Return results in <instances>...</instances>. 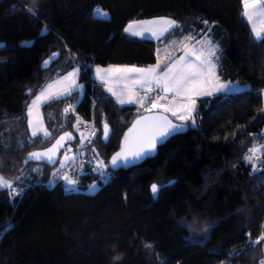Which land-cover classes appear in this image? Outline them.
Returning <instances> with one entry per match:
<instances>
[{
  "label": "trees",
  "instance_id": "trees-1",
  "mask_svg": "<svg viewBox=\"0 0 264 264\" xmlns=\"http://www.w3.org/2000/svg\"><path fill=\"white\" fill-rule=\"evenodd\" d=\"M95 7L108 18L96 17ZM154 18L173 22L157 41L124 32L130 22ZM205 37L220 47L222 80L248 90L196 100L191 120L183 122L186 132L140 165L111 170L108 160L123 132L147 111L117 105L93 80V68L152 67L162 49L169 52L162 72L182 54L180 47ZM52 54L57 58L43 70ZM73 68L82 97L45 103L41 114L50 135L31 137L28 102ZM263 91L264 40L253 37L242 0H0V177L20 190L0 189V264H258ZM88 120L95 137L85 158L96 157L102 175L85 165L77 187L68 188L64 180L50 185L62 155L55 167L24 162L62 133H71L76 145L75 128ZM250 149L258 150L253 160ZM95 183L96 191L87 193Z\"/></svg>",
  "mask_w": 264,
  "mask_h": 264
},
{
  "label": "crops",
  "instance_id": "crops-1",
  "mask_svg": "<svg viewBox=\"0 0 264 264\" xmlns=\"http://www.w3.org/2000/svg\"><path fill=\"white\" fill-rule=\"evenodd\" d=\"M149 20H158L160 22V23H158L159 24L158 27H156V25H154V27H155V29L157 31V34H156L157 36L155 38L153 37V38H143V39L157 41L172 27V26L169 27L165 23V21L169 20L167 18H154V19H149ZM165 29H167V30L165 31ZM126 34H128V33H126ZM128 35L140 38L139 36H136V35H131V34H128ZM196 43L188 45L190 47L186 48V50L162 72H158V67L164 64V62L166 60V57H167L166 55L168 53L161 51L162 49H159L158 51H160V55H158V53H157V62H156L155 66H152V67H136V66H125V65H110V66H106V67H95V68H93V71H92V78L96 82V84H98L99 86H101L103 88V90L112 98V100L117 105L133 106V107H136L140 111L149 112L148 110H145L147 106L151 105V103L149 101L157 99L160 96H165L166 98L164 100H161L159 103L166 102V101L167 102L172 101L174 103H178V104L186 103L187 105L192 106V104H193L192 101L193 100L196 101V100H199V99L209 98V97L217 95V94H215L212 91L209 92L210 94L206 93L207 82H206V71H205L204 66H202L199 69V71H202V74H198L197 76L192 77V80L194 82L190 83L188 85V89L189 90L186 91L183 96H176L174 94V92H168L166 94L164 92L163 85H164L165 78L168 77V76H176L181 71H184L187 74L189 72V69H188L187 66H200V60H198L196 58V56H194L190 52L191 46H194ZM189 53H191V54H189ZM181 57H185V59L183 61H181L180 60ZM174 64L177 65L176 68L173 70V72L168 73L167 69L170 66L174 65ZM131 68L155 69L156 70L155 73H150V74H148L145 77L146 79L152 80L151 88L153 90L151 92L146 91L148 85L141 86V85H138V84L134 85L132 83L133 80L141 78L140 74H138V73H125V72H122V71H119V72L115 71L116 69H131ZM97 70H100V77H102L103 80L97 76ZM73 71H77L78 72V75L74 78L75 81H76L77 87H73L71 85L70 81H64L63 83H56L54 91H63L64 89L67 88V89L71 90V94L77 93L78 99H80L82 97V95H83V86L79 83V70H78V68H73V69L69 70L68 72H66L65 74H63V75L53 79L52 81L48 82L47 84L43 85L33 95V97L30 99V101L28 102V105H27V110H26V114H27V128H28V134L31 137H33L32 136L33 128H37V129L43 128L44 130L47 131V129L45 127V124H44V120H43L42 114H41V107L45 103H47L49 101H52V100H49V101L44 102V103H38V106L33 109V112H32L31 116H29V114H28V106L32 104V101L35 100L36 96L39 95L41 90L43 88H45L48 84H53V83H55L57 81H61L63 77L67 76L69 73H71ZM154 77L161 78L160 79V84H161L160 87H157ZM104 81H106V83ZM169 83H171V81H169ZM109 89H111L112 91H109ZM113 92H116L118 95H122L123 98H127V97L132 96L134 94L135 95V99H136L137 102H135V103H127V102H125L124 104H120V103L117 102V96H114L112 94ZM68 96H70V95L60 96L58 99H53V100L65 99ZM145 97H147L148 99H146L145 103L143 105H141L139 103V100L142 99V98H145ZM189 97H190V99H189ZM30 120L32 121V126L31 127H30V124H29ZM37 136H42L44 138H47V137L44 136L43 132L39 131V130L37 131ZM65 156L69 157L70 159L68 161L66 160V162L63 163V164L71 162V159L74 158V155H72V154L65 155ZM5 188H7V187H5Z\"/></svg>",
  "mask_w": 264,
  "mask_h": 264
},
{
  "label": "snow or ice",
  "instance_id": "snow-or-ice-1",
  "mask_svg": "<svg viewBox=\"0 0 264 264\" xmlns=\"http://www.w3.org/2000/svg\"><path fill=\"white\" fill-rule=\"evenodd\" d=\"M244 2V15L249 19L250 22H252V15H250L249 13V9H253V10H258L260 15H264V5H260L257 3V0H243ZM29 13L32 15H35L36 13L32 10V9H28ZM97 15L100 16H107V13L104 12H100L99 10H97ZM165 23L171 27L173 26V22L172 21H165ZM207 23V22H205ZM135 27L134 24H129L128 27L125 28L126 32H132L133 35H139L140 33L133 31V28ZM167 29H165L166 31ZM254 35L256 36L257 39L260 40H264V30H260L257 31L255 28L253 29ZM191 54V53H189ZM55 55V54H54ZM215 55V52L213 49H209V56ZM204 56V54L201 52L200 54L197 55V59L200 60V66H187L189 69V72L186 74L184 71H181L178 75L176 76H168L165 78L164 81V92L167 94L168 92H174V94L176 96H183L184 93L186 91H188V85L190 83H193L194 81L192 80V77L197 76L198 74H202V71H199V69L202 66H207L208 71L211 74H214V68L215 65L211 63L210 59L208 58H202ZM185 59V57H181L180 60L183 61ZM45 64H48L49 61H45ZM177 65H172L167 69L168 73L173 72V70L176 68ZM115 71H122L125 73H138L141 75L140 79H135L132 81V83L134 85H148L146 91L151 92L153 89L151 88V83L152 80L150 79H146L145 77L150 74V73H155V69H138V68H131V69H116ZM78 75L77 71H73L71 73H69L67 76L63 77L61 81H57L53 84H48L45 88H43L40 92L39 95L36 96L35 100L32 101V104L28 106V114L29 116L32 115L33 109L35 107L38 106V103H44L47 102L49 100H53V99H58L60 96H64V95H71V90L70 89H64L63 91H54V88L56 86V83H63L64 81H70L71 85L73 87H77L76 85V81H75V77ZM97 76L99 78H101L103 80L102 77H100V70H97ZM155 82L157 87H160V79L158 77H154ZM169 81H171V83H169ZM106 83V81H104ZM225 85H219L220 89L225 88ZM109 91H112L111 89H109ZM114 96H117V102L120 104H124L125 102L127 103H135L137 102L135 99V95L133 94L132 96H129L127 98H123L122 95H118L116 92L112 93ZM210 94V93H208ZM166 97L165 96H160L157 99L154 100H150L149 102L152 105V108H156L160 106V101L164 100ZM148 99L147 97L142 98L139 100V103L141 105H143L145 103V100ZM190 99V97H189ZM192 103L194 104L195 101L193 100ZM65 112H68V109H65ZM176 113L173 112V115H175ZM187 116H180L181 120L187 119ZM148 119V118H145ZM155 119H160V118H155ZM140 121H137V124H140ZM30 127L32 126V121H29ZM155 126V125H154ZM135 129V126L133 129L129 130V134H131ZM42 131L45 137H48L50 135L49 132H47L46 130H44L43 128H33L32 130V136L36 137L37 136V131ZM179 130L178 126L176 125H172L170 122H166L163 126L159 127V131H158V135L160 137H166L167 135L172 134L173 131ZM108 134H109V128L108 125L105 124L104 125V138L107 139L108 138ZM126 134L125 139L127 140L128 135ZM70 139L71 136L69 133H65V136H62L60 138V140L57 141L56 145H53V148L48 149L46 152H42V153H30V158L31 159H36V160H40L41 158H47L49 161L52 160V156L50 155L56 148L57 146H61V141H63L64 139ZM156 143H157V137L155 135L151 136L147 143H146V147L145 148H141L140 151H136V152H132L131 153V157H133L135 160H138L142 157V154L147 151V152H152L155 147H156ZM250 152H252L253 155H255L256 151H258L257 149H250ZM118 160H123L125 162H131L129 160V155L124 153L123 151L120 153H117L116 156L113 157L111 163L113 165L117 164ZM101 166L98 164V167ZM65 179H67V177H65ZM69 184H72L73 181L72 180H68ZM12 188V185L10 182H7L3 179V177H0V189L3 188ZM152 193L155 195L158 192V186L157 185H152ZM13 194H15V189H13ZM261 239H264V236L261 237ZM257 243H259V240L257 241ZM146 247H151V245H146ZM262 264H264V262H262Z\"/></svg>",
  "mask_w": 264,
  "mask_h": 264
},
{
  "label": "rangeland",
  "instance_id": "rangeland-1",
  "mask_svg": "<svg viewBox=\"0 0 264 264\" xmlns=\"http://www.w3.org/2000/svg\"><path fill=\"white\" fill-rule=\"evenodd\" d=\"M257 3L260 5H264V0H257ZM242 7H243V15H244L245 9H244L243 0H242ZM97 10H99L100 12L107 13L106 11H103L99 7H95L93 10V14L96 17H99L102 19L108 18V14H107V16L97 15L96 14ZM249 13H250V15H252V22H250L249 19L245 15H244V17H245V19H246V21L250 27V30H251L253 37L255 39H257L256 36L254 35L253 29L255 28L257 31L264 30V15H260L258 10H253V9H249ZM167 21H170V19ZM158 23H160L158 20H149L148 19V20L133 21V22L128 23V25L129 24L135 25V27L133 28V31L140 33L139 35H136V36H139L140 38H153V37L155 38L157 36L156 35L157 31H156L154 25H156V27H158L159 26ZM128 25L126 27H128ZM124 32L133 35L132 32H126L125 30H124ZM189 47L190 46H188V45H184V46L180 47L179 50L183 53L186 50V48H189ZM209 49H213L215 52V55L209 56ZM162 51L164 52V50H162ZM190 52L196 57L198 54H200L202 52L204 54V56L202 58L210 59L211 63L215 65L214 74H211L208 71L207 66H204L205 71H206V82H207L206 93H209L212 91L217 95H222V94H227V93L228 94L229 93H240V92H244V91L248 90L247 84L231 83V82H226V81L222 80V78L220 77V75L217 72L218 71L217 70L218 60L220 57V47L215 42H213L211 39L205 37L202 40L198 41L194 46H191ZM157 53H158V55H160V51H158ZM219 85H225L226 87L223 89H220ZM262 99H263V104H264V91L262 92ZM191 109H192V106L187 105L186 103L178 104V103H174L172 101H169V102L166 101V102H161L160 106L156 107V108H152V105H149L146 107L145 110H148L149 112L150 111L163 112L166 115H168L170 118H172L174 121H176L178 123H183L185 120H188L191 117L190 114L192 113V110H193V109L192 110ZM173 112H175L176 114L173 115ZM180 116H187L188 118L181 120ZM189 120H191V118ZM92 126H93V129L95 132V127H94L93 121H92ZM79 127L75 128V132L77 134V140H80L82 137V124ZM61 155L62 156L60 159L59 166L64 165L63 163H65L66 160L68 161L70 159L69 157L65 156V155H70V154L61 153ZM74 158L71 159V161H73ZM250 158H251V160H253L254 155L252 154V156ZM84 164L92 166L93 169L101 172V175L103 174L104 168H103L102 164H100V162L98 160H96V157L87 158V162L85 161ZM98 164L101 166L98 167ZM68 180H70V179L64 180V183L66 184V186L68 188H72V185L68 183ZM97 187H98V185L95 183V184L89 186L86 189V192L87 193H93L96 191ZM195 228L197 230V232L195 233L196 239H200L201 234H202L200 231L201 229L198 225L195 226ZM262 236H264V233ZM262 262H264V242L262 244V257H261V260L258 264H262Z\"/></svg>",
  "mask_w": 264,
  "mask_h": 264
},
{
  "label": "water",
  "instance_id": "water-1",
  "mask_svg": "<svg viewBox=\"0 0 264 264\" xmlns=\"http://www.w3.org/2000/svg\"><path fill=\"white\" fill-rule=\"evenodd\" d=\"M43 35H44V31H42L40 33V36H43ZM31 44H32V42H23V43H21V46L29 47ZM56 58H57V54H55V55L52 54L48 59H46L47 61H49V63L45 64L44 63L46 61L45 60L42 63L41 68L43 70L48 69L49 66L51 65V63ZM145 118H148V119H145ZM155 118H160V119H155ZM137 121H140L141 123L137 124ZM166 122H170L172 125L178 126L179 130L173 131L172 134L167 135L166 137H160L158 135L159 127L163 126ZM134 126H135L134 131L131 134H129V130L133 129ZM186 130H187L186 124L178 123V122L174 121L173 119H171L168 115H166L163 112H159V111L145 112V113L137 116L136 118H134L133 121L128 126V128L123 132L122 137H121L120 142H119L118 149L116 150V152H114L110 156V158L108 160V166L113 171H117L119 169L128 170V169H131L133 167H136V166L140 165L143 161L154 157L156 154L157 148L159 146L163 145L168 139H170L171 137H173L175 135L182 134V133L186 132ZM66 133H68V132H66ZM69 134H70L71 138L70 139L66 138L63 141H61V146H57V148L50 154L52 156L51 161H49L46 157L41 158L40 160L31 159L30 153H29V154H27L24 162L25 163H31L32 162V163L46 165L49 167H55V165L57 164L59 157L62 153L63 147L68 145V144H73L75 142L74 136L71 133H69ZM126 134H129L127 140L125 139ZM153 135H155L157 137V143H156L155 149L150 153L145 151L142 154V157L138 160H135L133 157H131L132 152L140 151L141 148H145L148 139ZM62 136H65V133L60 134L47 148H44L42 150H37V151L31 152V153L46 152L48 149L53 148V145H56L57 141L60 140V138ZM102 137H103V139H105L104 138V129H103ZM122 151L129 155V160L131 162H125L123 160H118L117 164L113 165L111 163L113 157L116 156L117 153H120ZM151 189H152V185L150 186V194H151L153 199H156L158 192L154 195L152 193ZM158 189H159V187H158Z\"/></svg>",
  "mask_w": 264,
  "mask_h": 264
},
{
  "label": "built area",
  "instance_id": "built-area-1",
  "mask_svg": "<svg viewBox=\"0 0 264 264\" xmlns=\"http://www.w3.org/2000/svg\"><path fill=\"white\" fill-rule=\"evenodd\" d=\"M69 110V107H66ZM95 137V132L92 126V120L83 121L82 123V137L74 144H68L63 147V154H72L74 155V160L59 166L52 174L50 185L57 183L62 180L72 179L74 175L76 176L73 179L72 187H77L78 181L77 177H80L83 174V166H85L84 162H87V158H85L86 148L92 143ZM13 189L11 188V192L13 193ZM20 192L19 189H15V194Z\"/></svg>",
  "mask_w": 264,
  "mask_h": 264
}]
</instances>
